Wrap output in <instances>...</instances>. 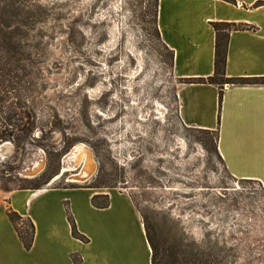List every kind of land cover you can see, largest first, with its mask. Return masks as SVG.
I'll return each mask as SVG.
<instances>
[{
    "label": "rangeland",
    "instance_id": "1",
    "mask_svg": "<svg viewBox=\"0 0 264 264\" xmlns=\"http://www.w3.org/2000/svg\"><path fill=\"white\" fill-rule=\"evenodd\" d=\"M158 3L2 0L0 190L118 189L168 264H264V187L226 171L217 132L181 123Z\"/></svg>",
    "mask_w": 264,
    "mask_h": 264
},
{
    "label": "crops",
    "instance_id": "2",
    "mask_svg": "<svg viewBox=\"0 0 264 264\" xmlns=\"http://www.w3.org/2000/svg\"><path fill=\"white\" fill-rule=\"evenodd\" d=\"M214 24H235L228 38L226 76L264 77V0H159L157 29L172 51L173 75L180 80L215 75L217 33ZM222 95V100H221ZM181 123L219 132L218 151L234 178L264 187V86L181 84ZM107 196L109 207L93 205ZM35 227L27 250L8 216ZM71 220L78 232L73 235ZM152 248L143 217L132 196L118 189L47 187L0 190V264H152Z\"/></svg>",
    "mask_w": 264,
    "mask_h": 264
},
{
    "label": "trees",
    "instance_id": "3",
    "mask_svg": "<svg viewBox=\"0 0 264 264\" xmlns=\"http://www.w3.org/2000/svg\"><path fill=\"white\" fill-rule=\"evenodd\" d=\"M227 2L232 3L233 0H224ZM1 2L0 0V18L2 15V9H1ZM215 31L217 33V43H216V62H215V75L208 79H199V80H185L184 83L186 84H213V85H239V86H264V77L262 78H252V79H229L226 76V65H227V56H228V38L230 32L233 30L238 29L239 27L235 24H214ZM159 33V30H158ZM159 38L160 33H159ZM174 57V54H173ZM222 100V95H221ZM210 132V131H209ZM218 133V140H219V132L218 130L215 131ZM6 135L1 132L0 130V143L4 142L6 139ZM219 152V151H218ZM220 155V154H219ZM41 185L36 186L35 188H23V189H30V190H39ZM90 188V187H85ZM93 189V188H90ZM101 198H105V202L100 203L99 200ZM93 205L98 209H106L109 207V199L107 196H96L93 198ZM8 216L11 220V222L14 224L22 242L24 243L27 250H31L33 247L34 242V236H35V227L32 222H29L30 228H31V234L23 233V231L20 228V222L22 221V218L14 212L11 208L8 209ZM72 226H73V235L75 238L82 240L84 242H87L88 239L85 238L83 235H81L73 220H71ZM147 236L149 243L152 248L153 256H152V264H168L169 261L165 259L164 257L160 256V251L157 245L154 242V239L151 236L150 230L145 224ZM169 257H172L173 264H180L179 259L176 256L169 255ZM195 258V257H193ZM73 261L75 264H82V260L79 257H74ZM185 264H198L197 262L189 261L185 262Z\"/></svg>",
    "mask_w": 264,
    "mask_h": 264
},
{
    "label": "bare ground",
    "instance_id": "4",
    "mask_svg": "<svg viewBox=\"0 0 264 264\" xmlns=\"http://www.w3.org/2000/svg\"><path fill=\"white\" fill-rule=\"evenodd\" d=\"M79 157L80 158L82 157L84 159V163H85L84 172L81 173V176H82L83 179L85 178V180H87L89 177H91V175L93 174V172H95V165H94V162H93V159H92L93 157L90 155L89 152H86V151H84Z\"/></svg>",
    "mask_w": 264,
    "mask_h": 264
}]
</instances>
